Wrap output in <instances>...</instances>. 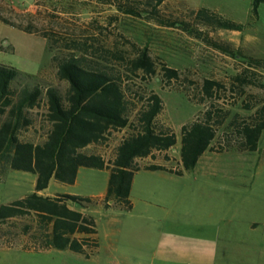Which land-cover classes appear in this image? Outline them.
I'll use <instances>...</instances> for the list:
<instances>
[{
	"label": "rangeland",
	"instance_id": "1",
	"mask_svg": "<svg viewBox=\"0 0 264 264\" xmlns=\"http://www.w3.org/2000/svg\"><path fill=\"white\" fill-rule=\"evenodd\" d=\"M200 7L242 24L240 32L201 24L194 14ZM44 36L50 39V50ZM73 45L83 47L85 56L118 75L130 102V120L146 96L159 95L162 107L155 126L169 128L176 141L165 151L153 150L136 158L140 165L179 166V128L207 106L206 100L198 103L205 78L244 91L234 94L235 104H228L229 93H220L214 101L228 110L217 134L233 113L252 111L243 109V98L250 94L253 102L264 100V3H259L255 16L250 0H163L154 13L129 15L116 3L96 0H0V63L20 70L11 83L14 89L35 82L42 88L38 103L28 111L31 124L19 131L20 138L43 140L47 127L44 88L54 86L64 95L68 87L56 76L50 55ZM142 48L154 63V73L129 71L127 61ZM162 66L175 68L177 78H163ZM239 75L246 80L239 82L235 79ZM131 132L130 127L110 129L100 143L81 150L107 161L116 144ZM33 180L30 172L8 169L0 181V204L32 192ZM106 180L107 170L82 166L72 183L50 180L43 191L101 196ZM129 200L128 210L70 204L94 222L97 246L89 257L68 249L0 246V264H147L152 250L217 249L222 256L229 247H264V127L255 150L233 145L221 152L206 150L192 170L180 175L138 169ZM121 255L128 257L127 263L115 262Z\"/></svg>",
	"mask_w": 264,
	"mask_h": 264
},
{
	"label": "trees",
	"instance_id": "2",
	"mask_svg": "<svg viewBox=\"0 0 264 264\" xmlns=\"http://www.w3.org/2000/svg\"><path fill=\"white\" fill-rule=\"evenodd\" d=\"M96 1L116 3L123 13L140 15L145 10L154 13L163 0ZM250 1L251 12L255 16L259 3H264V0ZM138 5H143L145 10H139ZM194 14L201 24L213 28L240 31L242 27V24L220 18L203 7L197 8ZM2 21L5 23V20ZM49 40L46 45L48 50L51 49ZM83 51V47L73 45L67 46L61 54L50 55L56 76L65 80L68 87L64 95L54 86L44 88L47 127L40 142H31L19 136V131L31 124L28 111L38 103L42 93L40 84L35 82L30 87L14 89L11 83L20 75V70L0 63V181L8 169L34 175L32 192L0 204V225L4 224L0 227L2 247L20 245L32 251L68 249L89 257L97 246L94 222L88 215L70 208V204L81 207L100 204L103 208L128 210L131 208V180L138 169H160L180 175L192 170L206 150L221 152L230 145L239 150L256 149L264 127V100L253 102L249 100L252 97L250 94L247 99L243 98V109L252 111L246 115L233 113L225 123V129L217 134L228 110L215 105L214 101L220 98V93H229L231 101L228 104L232 105L236 103L234 94L240 96L244 91L239 86L237 89L232 86L227 88L217 80L205 78L200 86L198 103L206 100L207 106L179 128V166L136 163V158L151 155L153 150L165 151L175 144V135L169 128L155 126V117L162 107L161 99L156 93L146 96L130 120V102L118 75L101 62L85 56ZM127 63L133 73H154V63L145 48ZM162 69L166 80L177 78L175 68L162 66ZM235 79L241 83L246 80L240 75ZM123 127H130L132 132L121 138L107 161L99 154L81 150L88 144L100 143L110 129ZM82 166L107 170L102 196L38 194L50 180L72 183L77 169Z\"/></svg>",
	"mask_w": 264,
	"mask_h": 264
},
{
	"label": "crops",
	"instance_id": "3",
	"mask_svg": "<svg viewBox=\"0 0 264 264\" xmlns=\"http://www.w3.org/2000/svg\"><path fill=\"white\" fill-rule=\"evenodd\" d=\"M236 32L239 33L240 31ZM44 189L38 191V194L46 196L54 194L46 193L43 191ZM69 207L72 208L70 205ZM224 252L225 255L220 256L217 249H209L208 251L187 249L165 251L162 249L150 251L146 259L147 264H219L220 260L221 264H262L264 261V247L244 245L237 248H226ZM115 262L127 263L128 257L121 255Z\"/></svg>",
	"mask_w": 264,
	"mask_h": 264
}]
</instances>
